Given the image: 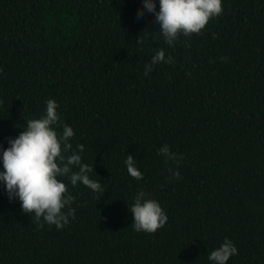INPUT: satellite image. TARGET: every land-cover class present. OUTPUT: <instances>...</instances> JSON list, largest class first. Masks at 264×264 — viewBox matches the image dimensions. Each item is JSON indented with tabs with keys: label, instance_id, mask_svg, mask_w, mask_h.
Masks as SVG:
<instances>
[{
	"label": "trees",
	"instance_id": "trees-1",
	"mask_svg": "<svg viewBox=\"0 0 264 264\" xmlns=\"http://www.w3.org/2000/svg\"><path fill=\"white\" fill-rule=\"evenodd\" d=\"M142 4L0 0V145L54 99L57 130L73 127L103 187L60 177L76 214L57 229L0 184V264H211L225 238L239 252L228 264H264V0H222L221 15L172 46ZM161 49L173 63L145 76ZM164 144L180 158L159 154ZM140 191L167 213L155 233L132 227Z\"/></svg>",
	"mask_w": 264,
	"mask_h": 264
},
{
	"label": "clouds",
	"instance_id": "clouds-1",
	"mask_svg": "<svg viewBox=\"0 0 264 264\" xmlns=\"http://www.w3.org/2000/svg\"><path fill=\"white\" fill-rule=\"evenodd\" d=\"M145 9L154 14L160 25L159 33L172 46L180 35L200 33L212 18L222 14L223 6L222 0H159L157 10L156 0H143L138 16H142ZM161 63H173L172 57H166L163 49L153 55L145 66L144 75L148 76L153 67ZM58 109L57 101L47 100L46 111L41 118L27 120L26 129L18 137L10 138L6 149L0 145V184L5 187L10 200H19L25 214L37 222L43 221L41 227L46 223L63 229L76 213L71 208L72 197L68 187L60 177H67L73 187L83 184L93 192H101L103 187L99 181L90 178L93 168L82 162L80 153L84 146L78 144L73 149L70 142L74 137L73 127L64 124L62 132L57 130L61 126ZM158 151L167 159L180 158L168 144ZM124 164L131 177L138 182L144 179L135 156L128 154ZM173 175L180 178L179 171ZM130 211L134 220L132 227L137 232L155 233L168 221L159 201L144 191L134 197ZM238 254L234 242L225 238L207 258L211 264H228L230 258Z\"/></svg>",
	"mask_w": 264,
	"mask_h": 264
}]
</instances>
